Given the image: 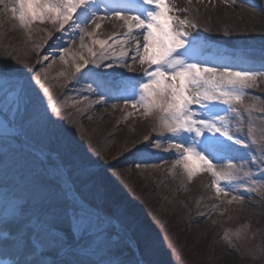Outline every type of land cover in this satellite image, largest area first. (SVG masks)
Returning a JSON list of instances; mask_svg holds the SVG:
<instances>
[{"label":"snow or ice","instance_id":"obj_1","mask_svg":"<svg viewBox=\"0 0 264 264\" xmlns=\"http://www.w3.org/2000/svg\"><path fill=\"white\" fill-rule=\"evenodd\" d=\"M218 3L233 8L238 0H186L184 7H178L177 0H0L29 40L37 24L45 26L40 29L44 43L53 32L61 34L54 46L67 37L59 58L69 71L61 76L84 81L86 93L123 100L124 109L157 121L151 129L156 139L146 147L173 153L171 169H182L187 182L208 174V187L214 190L209 199L219 201L211 205L213 211L225 202L242 203L239 194L224 198L248 187L246 181L237 183L242 165L233 161L241 140L230 128L227 113L233 114L240 131L244 113L251 119L253 111L264 112L245 103L248 90L264 78V62L259 70L235 69L231 53H208L212 46L200 32L201 6L206 13ZM224 34H230L227 28ZM77 39L74 50L69 45ZM42 46L37 43L33 50L39 52ZM13 61L0 59V256L10 258L3 264H124L116 250L133 242L123 218L104 202L97 164L88 156L28 143L29 131L42 137L59 135L53 116L63 109L45 100L48 89L41 83L47 67L42 77L40 71H26L18 58ZM239 62L247 61L241 57ZM135 65L143 76L97 71L134 72ZM93 103L104 104L105 99ZM64 135L70 145L71 133L65 129ZM248 136L259 151L257 171L264 170V141L255 138L252 127ZM19 152H27L30 163L17 160Z\"/></svg>","mask_w":264,"mask_h":264},{"label":"rangeland","instance_id":"obj_2","mask_svg":"<svg viewBox=\"0 0 264 264\" xmlns=\"http://www.w3.org/2000/svg\"><path fill=\"white\" fill-rule=\"evenodd\" d=\"M43 27L34 25L32 39L29 40L28 33L19 27L17 21L11 20L10 13H5L0 6V59L14 62L13 58H18L24 62L22 66L26 71H40L43 77L45 66L41 58L49 56L67 42L65 37L60 46H54L61 34L53 32L52 38L44 43L45 33L40 31ZM37 43L43 45L39 52L33 50ZM260 45L259 53L264 55V39ZM261 63H254L249 58L246 63L239 66L232 64V67L259 70ZM136 67L140 68L139 65ZM68 71L64 65L59 72L47 75L41 81L48 89L45 100L63 109L59 116H53L59 135L42 137L29 131L28 143H35L37 148L47 146L88 156L97 164L104 202L123 218L127 235L133 242L131 246L124 244L116 250V255L124 264H264V183H252L253 179H264V170L257 171L256 156L259 151L248 136V130L252 127L255 138L264 141V119H257L264 116V112L253 111L251 119H248V114L241 109L245 120L240 131H237L238 121L232 119L233 114L227 113L231 120L230 128L241 140L236 145L239 151L233 161L242 165V170L236 173L237 183L246 181L248 187H241L224 198L226 201L231 195L239 194L243 197L242 203L236 201L229 205L225 202L213 211L211 207L205 208L204 197L200 195L194 199L188 188L202 175L187 182L182 169L177 168L175 173L171 169L173 153L146 147L156 136L151 129L157 121L146 119L131 108L124 109L123 100L86 93L84 81H69L60 75ZM97 71L124 72L128 76H135L126 68H101ZM140 74L136 77L143 76L142 69ZM37 89L44 95L39 85ZM248 93L245 97L247 105L264 108V78L259 79L258 87L249 89ZM85 95L89 96V100L83 99ZM78 99L81 102L74 103ZM96 99H105V103L94 104ZM113 104L118 107L113 108ZM130 111L131 116L128 115ZM68 120L72 123L64 127L63 122ZM140 121L148 124L149 128L141 138L137 128ZM65 129L71 133L70 145L64 135ZM145 136L149 139L145 140ZM16 159L22 163L31 161L27 152L17 153ZM245 172L248 174L245 175ZM177 176L182 187L175 190L167 187L169 191L166 197L164 189L174 184ZM202 209H207L210 219L200 215ZM221 211L223 215H220ZM225 235L228 236L227 240L224 239ZM8 259L0 256V264Z\"/></svg>","mask_w":264,"mask_h":264},{"label":"bare ground","instance_id":"obj_3","mask_svg":"<svg viewBox=\"0 0 264 264\" xmlns=\"http://www.w3.org/2000/svg\"><path fill=\"white\" fill-rule=\"evenodd\" d=\"M177 6H186V0H177ZM201 10L203 19L201 20L202 26L200 28V32L212 46L208 50L209 54L214 51V47L217 45L213 42V40L228 44L229 53L235 57L237 51L241 50L240 48H248L255 43H261L264 39V0H238V3L233 8H227L226 5L218 3L215 10L209 8L205 13L203 11V6H201ZM205 20L207 21L206 23ZM206 27L211 30L205 31ZM225 28L229 30V35L224 34ZM78 46V39L75 45H69V47H72L74 50L78 49ZM59 49H61V51H58ZM58 50H53V52L49 54V61L42 60L45 68L47 67V75L55 74L64 67L59 58L62 53V47L58 48ZM129 55L131 56V53H129ZM255 55L258 56V54ZM255 59L262 61L259 57H255ZM233 61V63H238L239 58L237 57ZM49 64L50 67H48ZM136 69V71L130 72L135 75L134 77H136V75H141V69L139 67H136ZM66 122H63L62 124L64 127L69 126L72 123L70 120ZM137 128L140 133V138L144 136L147 131H149L148 124L142 123L141 121L138 123ZM154 139H156V136H154L152 141H154ZM152 144L153 142H149L147 145ZM127 172L129 171L127 170ZM178 178L179 176H177V179ZM209 183L210 176L208 174H202V176H199V178L196 179V182L193 185L188 187L191 196L195 197L194 199H197L200 195L204 197L205 208H210L211 205L217 204L218 202L216 200L209 199V197L213 195V191L208 187ZM179 184L178 179L174 182V184L167 185L163 192L165 193V196L167 197L168 194L167 187L175 190L176 187H182L179 186ZM186 197H183L184 200L187 199ZM168 203H166V206ZM200 212L206 213L207 209H202Z\"/></svg>","mask_w":264,"mask_h":264}]
</instances>
